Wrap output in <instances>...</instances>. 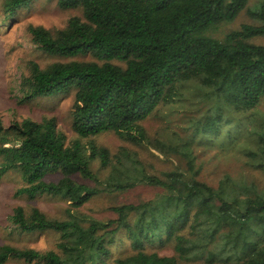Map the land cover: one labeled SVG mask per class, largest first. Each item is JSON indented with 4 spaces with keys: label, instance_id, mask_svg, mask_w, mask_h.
<instances>
[{
    "label": "trees",
    "instance_id": "16d2710c",
    "mask_svg": "<svg viewBox=\"0 0 264 264\" xmlns=\"http://www.w3.org/2000/svg\"><path fill=\"white\" fill-rule=\"evenodd\" d=\"M32 1L4 0L2 7L9 18ZM252 3L250 9V0H58L82 16L57 30L28 26L42 51L68 60L45 67L31 61L19 101L73 90L76 137L68 140L54 117L4 125L0 107V180L16 174L23 182L17 195L59 197L68 207L54 218L16 206L11 231H52L58 240L44 251L1 244L0 264H264V186L229 173L209 183L196 150L219 148L264 176V45L251 40L264 36V0ZM242 10L255 22L222 38L211 33ZM186 101L195 114L183 130L172 138L148 133V117ZM109 131L179 155L184 166L150 173L130 149L112 154L96 143ZM140 185L159 190L111 206V218L80 210L97 194ZM121 240L128 245L114 258ZM167 244L170 254L162 251Z\"/></svg>",
    "mask_w": 264,
    "mask_h": 264
},
{
    "label": "rangeland",
    "instance_id": "374dc122",
    "mask_svg": "<svg viewBox=\"0 0 264 264\" xmlns=\"http://www.w3.org/2000/svg\"><path fill=\"white\" fill-rule=\"evenodd\" d=\"M3 1L0 0V107L3 124L7 125L13 118L30 117L35 120L54 117L58 129L66 134L68 140L76 137L71 122V106L74 101V91H63L54 96L36 97L27 102H20V80L22 74L29 71L31 61L38 62L42 67L58 60H68L42 51L33 41L28 31L29 25H40L50 30H57L66 26L71 16H82L80 8H65L58 4V0H33L27 7L19 9L13 15L7 16L3 10ZM250 0L247 6L254 8ZM254 5V6H253ZM255 22L247 10H242L234 19L224 21L211 29V33L222 38L226 33L237 30L244 23ZM252 42L264 45V36H255ZM89 58V57H88ZM185 103L180 102L174 106H164L157 115H151L143 125L154 138H172L175 131L183 130L194 116ZM264 113V102L259 107ZM189 110V112H186ZM95 141L104 146L112 154L118 153L121 147L135 152L143 162L148 172L161 174L177 166H184V160L179 155L164 156L152 147H139L119 138L114 132H105L97 135ZM200 161L204 162L202 178L216 185L220 177L229 173L234 178L253 180L264 186V176L236 156L223 152L219 148H208L204 145L196 147ZM98 164L93 165L97 168ZM101 172V171H100ZM105 175L106 173L103 172ZM102 174V176H103ZM22 180L16 174L10 173L0 180V245L10 243L22 247H31L40 251L55 247L58 234L52 231H37L33 233L18 234L12 230L9 216L13 209L21 205L26 211L38 207L50 217L62 218L68 207L64 199L44 195L35 199H28L16 194L22 185ZM159 189L149 186H136L126 191L102 192L94 196L80 210L83 213L107 219L114 216L111 206L123 202H139L154 197ZM128 242L121 240L113 248V257L123 253ZM165 253L170 254L172 249L168 244L163 247ZM195 262H182V264H199ZM5 264H23L10 260ZM110 264H113L111 261Z\"/></svg>",
    "mask_w": 264,
    "mask_h": 264
}]
</instances>
